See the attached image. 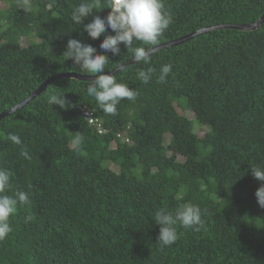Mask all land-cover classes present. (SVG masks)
I'll return each instance as SVG.
<instances>
[{
	"label": "trees",
	"instance_id": "trees-1",
	"mask_svg": "<svg viewBox=\"0 0 264 264\" xmlns=\"http://www.w3.org/2000/svg\"><path fill=\"white\" fill-rule=\"evenodd\" d=\"M30 2L25 11L21 0H0V114L53 75H94L68 59L69 39L101 52L102 40L115 34L109 28L93 40L75 24L71 13L81 0ZM165 6L172 23L159 44L264 15V0H165ZM110 11L93 10L84 23ZM120 48L119 55L107 53L104 73L133 59ZM149 58L113 74L138 92L135 100H121L114 116L87 94L94 81L67 77L0 120V167L13 173L4 194H29L9 217L0 264H264V207L256 196L264 182L251 168L264 167V22L251 31L201 33ZM165 64L172 72L160 83ZM148 67L156 71L144 83L137 72ZM53 93L68 106L49 104ZM10 133L22 144L11 142ZM186 203L200 206L203 223L198 230L178 226L175 243L161 247L156 211L174 213Z\"/></svg>",
	"mask_w": 264,
	"mask_h": 264
},
{
	"label": "clouds",
	"instance_id": "clouds-1",
	"mask_svg": "<svg viewBox=\"0 0 264 264\" xmlns=\"http://www.w3.org/2000/svg\"><path fill=\"white\" fill-rule=\"evenodd\" d=\"M21 6L25 11L30 10V0H21ZM108 8L111 11L106 17L95 15L91 22L85 24L86 17L93 10ZM75 24H83L88 36L96 40L109 28L115 33L107 35L99 45L103 51L98 52L97 47L90 43H84L79 39H69L66 53L68 59H72L82 73L99 74L93 79V83L87 86V94L94 98L99 108L108 115L117 114V106L121 100H135L138 92L127 83L117 82L115 75L104 73L109 64L107 53L119 55L123 45L136 62L149 63V51L157 46L161 37L172 23V13L165 6V0H81L71 13ZM134 42H140L141 46H133ZM121 69L125 66L120 65ZM156 70L148 67L137 72V77L144 83H148ZM172 72V65L165 64L160 68L158 82H166L167 76ZM48 103L66 107L64 96L50 94ZM101 128V127H100ZM8 139L16 145H21L19 135L10 133ZM129 142H132L129 138ZM73 143L77 148L82 143V137L76 136ZM21 156L30 159L26 150L22 148ZM253 176L264 182V167H251ZM13 173L5 167H0V240H4L12 231L9 223L10 215L16 213L19 206L26 205L29 194L26 191L17 190L14 195L4 194L11 186ZM258 203L264 207V183L256 191ZM26 219H31L27 217ZM155 224L160 226L158 244L161 247L171 246L178 239V226L184 229L200 226L203 223L202 209L200 206L186 203L181 204L173 213L168 209L156 211L153 218Z\"/></svg>",
	"mask_w": 264,
	"mask_h": 264
},
{
	"label": "water",
	"instance_id": "water-1",
	"mask_svg": "<svg viewBox=\"0 0 264 264\" xmlns=\"http://www.w3.org/2000/svg\"><path fill=\"white\" fill-rule=\"evenodd\" d=\"M263 22H264V15L257 22H253V23L241 24V25L240 24H219V25H213V26L205 27V28H202V29L197 30L195 32H192L186 36H183L179 39H176L174 41H171L168 43H162V44L155 46V48H153L149 51V56L158 50H162L164 48H168V47H171L174 45H179L181 43L187 42V41L193 39L194 37H196L197 35H199L201 33H206V32H210L213 30H219V29H224V28H233V29L241 30V31H251V30L257 29ZM135 62L136 61L133 58L123 65L124 66L131 65ZM120 69L121 68L118 67V68H116L110 72H107L106 74H114L116 71H118ZM95 76L96 75H81V74H76V73H63V74L53 75V76L49 77L43 84H41V86H39L38 89H36L28 98H26L25 100H23L22 102H20L16 106H14L12 109L1 113L0 114V120L3 119L4 117H6L7 115L11 114L12 112L18 110L19 108L27 105L32 99L36 98L40 93H42L47 88V86L51 82L55 81L56 79L68 77V78H73V79L83 80V81H93Z\"/></svg>",
	"mask_w": 264,
	"mask_h": 264
},
{
	"label": "built area",
	"instance_id": "built-area-1",
	"mask_svg": "<svg viewBox=\"0 0 264 264\" xmlns=\"http://www.w3.org/2000/svg\"><path fill=\"white\" fill-rule=\"evenodd\" d=\"M83 110V113L89 117L90 121H93V113L89 110H87L86 108L82 109Z\"/></svg>",
	"mask_w": 264,
	"mask_h": 264
},
{
	"label": "rangeland",
	"instance_id": "rangeland-1",
	"mask_svg": "<svg viewBox=\"0 0 264 264\" xmlns=\"http://www.w3.org/2000/svg\"><path fill=\"white\" fill-rule=\"evenodd\" d=\"M24 41H25V39H24ZM25 43H27V42H25ZM190 117L194 118V115L190 114ZM73 146H74V145H73Z\"/></svg>",
	"mask_w": 264,
	"mask_h": 264
}]
</instances>
